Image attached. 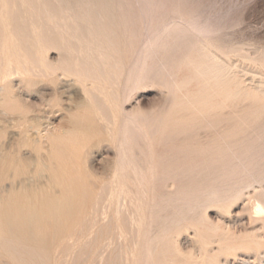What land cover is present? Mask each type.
<instances>
[{"label": "rangeland", "instance_id": "rangeland-1", "mask_svg": "<svg viewBox=\"0 0 264 264\" xmlns=\"http://www.w3.org/2000/svg\"><path fill=\"white\" fill-rule=\"evenodd\" d=\"M262 77L264 0H0V264H264Z\"/></svg>", "mask_w": 264, "mask_h": 264}, {"label": "bare ground", "instance_id": "bare-ground-1", "mask_svg": "<svg viewBox=\"0 0 264 264\" xmlns=\"http://www.w3.org/2000/svg\"><path fill=\"white\" fill-rule=\"evenodd\" d=\"M145 2V1H144ZM47 11V10H46ZM73 17V16H72ZM102 20V19H101ZM174 21V20H173ZM175 25L174 26H171V27H169V28H167V30H168V36L170 37V38H172V40H173V45H176V44H179V43H187V44H191L192 46H196L197 45V42L195 41L196 39H195V37L189 32V30H187V29H185V28H182L181 26H179L177 23H175V21L173 22ZM160 26V25H159ZM163 26H165V25H163ZM163 26H161V29H162V27ZM166 26H169V25H166ZM164 28V27H163ZM37 30V29H36ZM40 31V30H39ZM154 31V30H153ZM159 31H161V30H159ZM190 31H196L197 33L199 32H201L202 31V29L201 28H198V27H192V28H190ZM213 32V31H212ZM37 33V32H36ZM155 34V33H154ZM148 35V34H147ZM204 35V34H203ZM206 36V35H205ZM199 44V43H198ZM105 45V44H104ZM201 44H199V47H201V49H202V51H203V53H204V55H203V57H209L208 58V64L209 65H211L210 63H209V61H211V63H212V60H213V58H212V54H210V52L211 51H209L208 52V50H207V48H206V46H205V48H204V46H200ZM113 46V45H112ZM199 49V48H198ZM197 49V50H198ZM196 50V51H197ZM103 53V52H102ZM196 53H198V51L196 52ZM202 53V52H201ZM3 54V53H2ZM136 55V54H135ZM215 56V55H214ZM212 59H211V58ZM219 58V57H218ZM211 59V60H210ZM216 59V58H215ZM193 62H191V60L189 61V59H188V61H187V63L189 62V64H193L194 65V60H192ZM215 62V63H214ZM213 63H212V65L211 66H209L208 68H207V71H204V72H206V74L208 75V78L210 79L211 78V81H212V79L214 78V80H216L215 78H217V82L216 81H214V83L216 82L217 84H219L220 82H219V79L218 78H220L221 79V76L222 75H225L224 77H226L227 76V72H229L230 71V69L231 68H229L225 63H223V61H220V60H215ZM19 63V62H18ZM8 64H10V63H8ZM161 64V63H160ZM196 65H197V63H196ZM199 66H203V64L201 65H199ZM206 65H204V67H205ZM139 67V66H138ZM207 67V66H206ZM165 68V67H164ZM166 69V68H165ZM202 69H203V67H202ZM202 69L200 70V71H202ZM229 69V70H228ZM139 70V69H138ZM140 70H142L141 68H140ZM237 70V69H236ZM262 70V69H261ZM133 71V70H132ZM199 71V72H200ZM204 72L202 71V76H204V78L205 79H207L206 77H205V75L206 74H204ZM236 71L234 70V72H229V74H231V76L233 77L234 76V73H235ZM136 73V72H135ZM201 73V72H200ZM232 73H233V75H232ZM133 75V74H132ZM136 75V74H135ZM196 75V74H195ZM201 75V74H200ZM199 75V76H200ZM229 76L230 75H228L227 77L229 78ZM158 77V76H157ZM263 78L264 77H262V79L261 80H263ZM131 79V78H130ZM129 79V80H130ZM227 79V78H226ZM126 80V79H125ZM134 80V79H133ZM224 80V79H223ZM260 80V81H261ZM206 80H204V82H205ZM208 81V80H207ZM211 81H208V82H210L211 83ZM91 82V81H90ZM134 82V81H133ZM207 82V83H208ZM221 82H222V80H221ZM261 82H263V81H261ZM140 83V82H139ZM206 83V82H205ZM212 84V87L215 85V84ZM223 83H224V81H223ZM121 84V83H120ZM131 84H132V82H131ZM217 84H216V87H217ZM240 84V83H239ZM209 86V85H208ZM260 86V85H259ZM244 87V86H243ZM210 87H208V89H209ZM259 88H261V86L259 87ZM258 88V89H259ZM212 89H214V88H212ZM211 89V90H212ZM262 90V89H261ZM260 90V91H261ZM244 91H246V88L244 89ZM263 92H264V90H263ZM89 95V94H88ZM201 95V94H200ZM232 96H234V95H232ZM112 98V97H111ZM89 100V99H88ZM111 104V103H110ZM167 107V106H166ZM193 111V110H192ZM4 112V111H3ZM3 116V115H2ZM102 116V115H101ZM162 118V117H161ZM241 118V117H240ZM212 119V118H211ZM162 121V120H161ZM208 121V120H207ZM210 122V121H209ZM115 125V124H114ZM213 125V124H212ZM164 126V125H163ZM178 128V127H177ZM115 129V128H114ZM120 130V129H119ZM127 131V130H126ZM126 131H125V133H126ZM179 131V130H178ZM217 131V130H216ZM218 132V131H217ZM219 133V132H218ZM125 135V134H124ZM126 137H127V134H126ZM182 139V138H181ZM183 141V140H182ZM17 146V145H16ZM132 146V145H131ZM131 149H133V148H131ZM189 149V148H188ZM49 150V149H48ZM128 150H129V148H128ZM246 151L248 150V149H245ZM125 151V150H124ZM132 151V150H131ZM128 152V151H127ZM3 153V152H2ZM121 153V152H120ZM124 153V152H123ZM130 153V152H129ZM230 153H231V155L232 156H234L237 160H239V161H243V160H245L244 158H246L247 157V154H244L243 156H240L239 155V153H238V151H234L232 148L230 149ZM9 154V153H8ZM126 154V153H125ZM6 155V154H5ZM249 155V154H248ZM17 156V155H16ZM121 156V155H120ZM127 155H124V157H126ZM5 157V156H4ZM36 158V157H35ZM127 158V157H126ZM137 158V157H136ZM32 159H33V157H32ZM121 159V158H120ZM139 160L137 159L136 161H132L134 164L133 165H135V162H138ZM31 162V161H30ZM128 162L130 163V160H129V158H128ZM2 163H3V161H2ZM42 163V162H41ZM122 163H126V159H125V162H124V160L121 162V164ZM141 162H139L138 163V165L140 164ZM34 164V162L32 163V165ZM43 164V163H42ZM55 164V163H54ZM28 165V164H27ZM46 164H44V166H45ZM22 166V165H21ZM44 166H42L43 168H44ZM122 166L123 167H126V164H122ZM128 166V165H127ZM136 166V165H135ZM143 166H145V165H143ZM247 166V165H246ZM45 167H47V166H45ZM120 167V166H119ZM151 167V169H152V171L150 170V168H149V170L152 172L151 174H154L153 173V168H152V165L150 166ZM127 168H131V166L130 167H126V169ZM140 168H141V166H140ZM23 169V168H22ZM45 169H47V168H44L43 170L45 171ZM142 169H143V167H142ZM141 169V170H142ZM122 170V169H121ZM148 170V171H149ZM13 171V170H12ZM248 171V170H247ZM119 172H122V171H119ZM142 172V171H141ZM145 172V171H144ZM143 172V173H144ZM147 172V171H146ZM134 173V172H133ZM167 173V172H166ZM26 174V173H25ZM45 174H47V173H45ZM249 174V176H250V179H249V181L247 182V183H245V184H243V185H240V187H242V186H253L255 183H263L264 182V175H255L253 172H249L248 173ZM10 175V174H9ZM48 175V174H47ZM49 175H50V173H49ZM146 175V174H145ZM29 176V175H28ZM114 176H116V175H114ZM119 176V175H118ZM152 176V175H151ZM164 176H166V175H164ZM50 177V176H49ZM122 177V176H121ZM23 178V177H22ZM27 179H29V177H26ZM37 178V177H36ZM51 178V177H50ZM49 178V179H50ZM118 178V177H117ZM123 178V177H122ZM142 178H145V176L144 177H142ZM149 178V177H148ZM33 179V178H32ZM38 179V178H37ZM48 179V178H47ZM150 179V178H149ZM17 180H19V179H17ZM21 180V179H20ZM113 180H114V178H113ZM121 180H123V179H121ZM146 180V179H145ZM150 180H152V179H150ZM26 181V179L24 180V182ZM45 181V180H44ZM47 181H49V180H47ZM141 181H143V183H144V180H141ZM140 181V182H141ZM147 181V180H146ZM33 182V181H32ZM119 182V181H118ZM129 183H130V181H128ZM139 182V183H140ZM151 182V181H150ZM110 183H111V179H110ZM25 184V183H24ZM51 184V183H50ZM119 184V183H118ZM147 184V183H146ZM9 185V184H8ZM27 185V184H26ZM28 185H29V183H28ZM15 186V185H14ZM38 186V185H37ZM132 186H133V184H132ZM126 187H127V185H126ZM134 187V186H133ZM239 187V188H240ZM26 188H28V187H26ZM137 189V188H136ZM28 190V189H27ZM26 190V191H27ZM138 190V189H137ZM149 190V189H148ZM142 192V191H141ZM144 192V191H143ZM113 193V192H112ZM116 193V192H115ZM258 193L260 194V195H262V197L264 198V189H262V190H260V191H258ZM114 194V193H113ZM112 195V194H111ZM136 195V194H135ZM139 195V194H138ZM147 196V195H146ZM111 197H113V196H111ZM135 197V196H134ZM179 199L181 200H183V197H179ZM185 199V198H184ZM256 199V198H255ZM116 200V199H115ZM130 200V199H129ZM1 201V200H0ZM112 201V200H111ZM257 201H258V199H257ZM107 202V201H106ZM262 202V201H261ZM263 203V202H262ZM108 204H109V202H108ZM135 205V204H134ZM104 207V206H103ZM121 207V206H120ZM123 207V206H122ZM148 209V208H147ZM262 211V212H264V207L260 204L259 205V211ZM260 211V212H261ZM259 212V213H260ZM142 213V212H141ZM146 213V212H145ZM149 213H150V211H149ZM262 214V213H261ZM113 215V214H112ZM142 215V214H141ZM262 215H264V214H262ZM139 216V215H138ZM146 216V215H145ZM119 219V218H118ZM144 219V218H143ZM145 219H146V217H145ZM139 220V219H138ZM111 221V220H110ZM115 221V220H114ZM131 221V220H130ZM107 222V221H106ZM103 224V223H102ZM111 222H110V226H111ZM117 224V223H116ZM150 224V223H149ZM136 225V224H135ZM84 226V225H83ZM139 226V225H138ZM82 229V228H81ZM80 229V230H81ZM107 229V228H106ZM111 229V228H110ZM143 229V231H144V228H142ZM141 229V230H142ZM146 229V228H145ZM124 229H122V231H123ZM103 231V230H102ZM146 231V230H145ZM78 232V231H77ZM94 232V231H93ZM104 232V231H103ZM196 232V231H195ZM92 233V232H91ZM97 233V232H96ZM110 233V232H109ZM143 233V232H142ZM147 233V232H146ZM144 234V233H143ZM141 235V234H140ZM129 236V235H128ZM106 237V236H105ZM145 237H146V235H145ZM144 237V238H145ZM148 237V236H147ZM145 240H146V238H145ZM144 241V240H143ZM69 242V241H68ZM166 242V241H165ZM64 244H65V242H64ZM120 244V243H119ZM144 244V243H143ZM158 244V243H157ZM97 245V244H96ZM109 245H110V243H109ZM163 245V244H162ZM120 246V245H119ZM135 246H136V244H135ZM154 247V246H153ZM156 247H158L157 245H156ZM121 248V247H120ZM143 248V247H142ZM92 249V248H91ZM147 249V248H146ZM156 249V248H155ZM139 250H140V248H139ZM142 250V249H141ZM141 250H140V252H141ZM91 251V250H90ZM120 250H118V252H119ZM135 251V250H134ZM143 252H145V251H143ZM148 252V251H147ZM77 253V252H76ZM122 254V252L120 253V255ZM139 254V253H138ZM141 254H142V252H141ZM140 254V255H141ZM117 255V254H116ZM124 255V254H123ZM122 255V256H123ZM139 255V256H140ZM121 256V257H122ZM120 257V256H119ZM141 257V256H140ZM148 257H150V256H148ZM143 259V258H142ZM103 261V260H102ZM101 262V261H100ZM136 262V261H135ZM143 262H144V260H143ZM83 264V263H82ZM107 264V263H106ZM121 264H124V262L123 263H121ZM145 264V263H144Z\"/></svg>", "mask_w": 264, "mask_h": 264}]
</instances>
